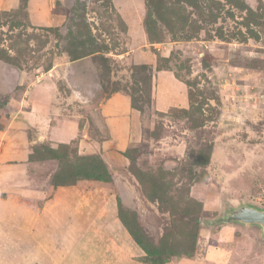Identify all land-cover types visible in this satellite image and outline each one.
I'll list each match as a JSON object with an SVG mask.
<instances>
[{"label": "rangeland", "instance_id": "1", "mask_svg": "<svg viewBox=\"0 0 264 264\" xmlns=\"http://www.w3.org/2000/svg\"><path fill=\"white\" fill-rule=\"evenodd\" d=\"M24 1L11 12H0V60L16 81L18 69L25 71L24 88L36 70L50 68L56 58L80 61L103 93H126L139 108L151 101L153 82L162 71L188 86L189 107L153 117L144 112L142 140L127 150L131 171L140 172L142 185L161 207L160 212L158 201L152 203L160 217L157 223L150 218L147 230L142 229L145 243L158 245L163 238L176 248L171 260H190L198 231L183 222L170 223V213L200 211L180 216L213 217L221 200L262 203L264 0H58L64 24L39 30L30 25ZM138 52L151 59L137 62L131 57ZM19 102L18 91L4 94L0 89V126ZM93 157L79 156L75 144L51 149L45 143L31 153L33 159L48 161L51 176L45 184L50 185L64 172L72 173V181L86 179L97 168ZM120 206L115 205L114 216H120L126 231L138 233L136 215ZM108 226L93 227L102 230L104 242ZM231 227L243 237L240 243L225 241ZM211 236L220 251H230L226 264H264V246L254 233L229 225Z\"/></svg>", "mask_w": 264, "mask_h": 264}, {"label": "crops", "instance_id": "2", "mask_svg": "<svg viewBox=\"0 0 264 264\" xmlns=\"http://www.w3.org/2000/svg\"><path fill=\"white\" fill-rule=\"evenodd\" d=\"M19 1L0 0V12L15 10ZM24 10L36 30L59 28L66 17L58 0H25ZM138 53L131 58L151 59ZM87 69L80 61L56 58L50 68L36 70L24 88L25 71L18 69L16 81L0 60V89L4 94L18 91L20 96L18 108L9 111L7 122L0 126V264H145L120 216H114L115 205L134 213L144 230L150 218L157 223L160 216L130 173L125 152L142 140L144 112L153 117L155 112L189 107L188 87L172 72L162 71L153 82L150 105L141 111L126 93H103ZM74 142L79 156L102 159L110 182L45 184L51 176L45 168L48 161L31 158L32 150L45 143L56 149ZM104 222L109 223L106 242L102 230L93 228ZM219 228L200 230L190 260L164 264L229 263L230 251H220L211 239ZM236 230L226 228L227 243L242 241ZM160 237L156 233L155 239Z\"/></svg>", "mask_w": 264, "mask_h": 264}, {"label": "trees", "instance_id": "3", "mask_svg": "<svg viewBox=\"0 0 264 264\" xmlns=\"http://www.w3.org/2000/svg\"><path fill=\"white\" fill-rule=\"evenodd\" d=\"M188 96H189V104H190L189 88H188ZM150 102H148V104H146V106H149ZM132 105L135 106L133 103H132ZM142 107L139 108L141 111H143ZM74 144H75V142L72 145H74ZM69 146H71V145H69ZM69 146H59V147H69ZM127 152L128 151L125 152L126 156H127ZM93 159L96 160L97 168L94 169L93 171L89 172L86 179H80L77 181H72V179H71L72 173L64 172V174H58L57 181L55 182V184H51V185H53V186H58V185L69 186V185H74L77 182L82 181V180L110 182L111 181V175H110L109 170L107 169L105 163L102 161V159L99 156H94ZM129 165H131V163ZM129 171L138 181L139 185L141 186L142 193L144 194L146 199L151 203L158 201V199H156L150 192H148L146 190L147 188H145V186L142 185L141 179L139 178L140 176H142L140 174V172L138 173V172L131 171L130 166H129ZM157 205H158L157 206L158 210L161 212V207L159 205V201H158ZM199 214L202 215V213L200 211H196V212L192 213L188 210H186L182 213H170L169 214V217L171 218L170 223H174L176 221L183 222V223L188 224L189 226H192L195 229H197V231H198L197 233L199 234L201 228L197 224L190 223L189 221H186L183 217H181V216H197ZM136 229L138 230V233L133 232L132 229H130L129 231L127 230V231L129 233V235L133 238V240L136 242V244L139 246V248L143 251V257L140 258L141 262H143L145 264H164L166 262H169L171 260L170 258H172V256H175L177 254L173 251V249H176V248L168 247L164 243L163 238H161L158 245L153 246V245H149L148 243H145L142 240V238L140 237V233H142L143 231H142V228L140 227V225L138 224L137 221H136ZM181 251H183V248H181ZM179 253H181V252H179ZM182 254L186 255L187 252H183ZM187 255H190V254H187ZM193 256H194V253H193Z\"/></svg>", "mask_w": 264, "mask_h": 264}, {"label": "water", "instance_id": "4", "mask_svg": "<svg viewBox=\"0 0 264 264\" xmlns=\"http://www.w3.org/2000/svg\"><path fill=\"white\" fill-rule=\"evenodd\" d=\"M207 231L222 226H236L255 234L257 244L264 246V207L245 200H221L218 213L213 217H184Z\"/></svg>", "mask_w": 264, "mask_h": 264}, {"label": "built area", "instance_id": "5", "mask_svg": "<svg viewBox=\"0 0 264 264\" xmlns=\"http://www.w3.org/2000/svg\"><path fill=\"white\" fill-rule=\"evenodd\" d=\"M260 206H264V199L262 200V203L260 204Z\"/></svg>", "mask_w": 264, "mask_h": 264}]
</instances>
